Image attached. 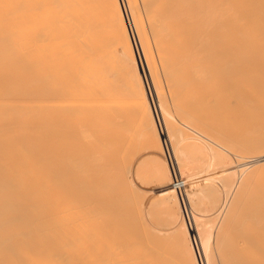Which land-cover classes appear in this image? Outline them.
<instances>
[{
	"label": "rangeland",
	"instance_id": "1",
	"mask_svg": "<svg viewBox=\"0 0 264 264\" xmlns=\"http://www.w3.org/2000/svg\"><path fill=\"white\" fill-rule=\"evenodd\" d=\"M139 1L140 0H137L139 4L138 7L143 13L141 3ZM215 1L219 3V0ZM224 16L226 17V15ZM154 19H157L156 23L154 22ZM158 19L162 21L166 20L165 22H162V24L164 26L168 25L169 28L167 26L165 28H167L169 33L171 31L172 34L168 33L169 35L167 34L159 36L160 33H163L160 32V30H157L156 32H152L151 35V31L149 30L153 29L151 28L153 25L156 29L155 25H158ZM169 19L168 20L170 22H167V19L164 18H152L147 20L141 19V21L144 23L145 29L140 27L141 21L140 19H137L140 21L139 25L137 26H139L141 29L143 28L142 30L140 29L141 31H146V33L142 34L141 32V34L142 36L147 34L146 38L148 39L149 49L151 50L150 55L147 54L149 55L147 56L149 57V61L147 60V63H149L150 66L151 64L153 65L151 66L153 68L149 67V70H155L152 74L155 75L153 77H155L157 86L159 85V88L157 87L158 91L161 90L159 91L161 96L160 105L165 116L170 121V123H168V130L171 133L168 132V134L171 138V144L173 146H178V148L176 146L177 152H179H176L177 157L179 156L178 159L180 158L179 161L181 162V167H183V169L186 171V174L180 175V178L183 180V184H185L184 191L181 193L184 205L181 203L177 193L171 192L169 189V186H171V176L165 173L167 150L165 146H163V140L152 131L153 128L150 124L152 122L153 112L149 107L146 97H144L143 93H141L142 95L138 93V95H135V97H126L123 96L120 91L113 90V99L105 90H101L103 88L100 84H97L98 78L96 73L93 71V65L96 63L92 65V63L96 61H93L94 58L91 59L94 57V55L89 58L88 56H90V52L87 51L89 52L88 55L85 52V47H89L90 50H92L93 47L91 46L97 42H93V44H89V42H86L85 44H75L76 49L74 51L72 50L74 52V58L69 59H75L73 62L76 66V69H73V71L76 70V76L73 75V77L72 74L69 75L66 72L65 69L70 67L69 64L67 68L64 67L63 69L64 59L63 55L62 58L60 57L61 46L58 44L56 45L57 53H59L56 65L57 72L52 67H50L46 61L43 60L41 72H43L45 75L44 86L38 87L37 84L34 83L35 78H30L29 80L27 79L26 91L28 94L35 98L41 97L44 100V103L42 109L39 111L30 109L31 111L33 110V112L27 114L29 117L24 118V120L30 122L33 129L38 123L44 121V131L41 134L42 138H40L39 144L46 149L45 152L50 154V156L48 155V161L50 160V163L53 161L51 159H55L54 161L57 163L56 165V163L53 161L55 166L58 167L63 163L62 166L68 168L72 191L77 195L74 197L73 205L76 207L85 206L87 208L93 206L98 211L97 214H99V217H96L99 218V220L98 222L96 221V223H98V227L100 226V230H98L99 234L101 235L98 238L100 242H98L101 244L98 247L101 249L99 252L100 255L97 257L98 259L102 258L100 260H102V263L104 262V264H107L108 262H114L116 264H161L162 262V264H168V262L169 264H187L188 260H185L187 257L184 259L186 253L180 257V252H177V247H179L182 242L181 238L185 239L187 236L186 232L183 237L181 236L182 234H180L181 231L183 232V230L186 229L182 221H180L182 211H184L185 208L192 209L193 213L198 212L197 214H199L200 217V220H198V225L204 224L203 226L205 228H208L206 222L208 225H210L211 229L210 227L209 229H205L203 226H201V228L205 230V232L207 231L206 235H208V241L211 240L210 243L212 242L211 251H213V253H211V256L215 264H220L221 262L226 264L225 262L228 258L224 259L225 256L221 257V259L224 261L218 259L220 255L219 251L223 249L222 248L220 250L221 246L218 244V241L221 243L220 241L227 239V237L231 234V231L233 233L235 231H239V227L242 226L241 228H243L244 226L242 223V225L239 224L241 226L238 225L239 222H246L248 225L252 222L256 223L254 224L256 226L252 224L250 226H245L251 231L252 226L255 227L253 229H256V233H254H258L259 240L261 238L259 235L261 223L264 226V183L260 182L261 175L257 172L248 178H244L248 184V187L247 190L243 189L242 174L240 172L234 173L233 164L238 165L237 162L240 164L241 162L245 161L243 164H246L243 166V168L245 169L248 166L249 168L251 167L250 169H252L253 166H259L260 163L264 164V161H258L255 165H253V162L256 159L254 156H251V158L250 155H245L244 159H242L243 157L238 156L240 154L235 148L231 147L229 150V147L226 148L225 146V143L232 142V144L235 145V143L241 138L238 140L235 138L233 141V135H237L239 133L237 135L239 137L240 133L243 131L246 132L245 129H247L248 126L242 127L243 125H240L241 130L243 128L245 129L242 132L238 130V128H240L239 116H236L238 117V120H235V123L238 122L237 126L234 121H231V119H236L233 114H240L231 113L233 110L230 112V108L233 103L236 102V100L238 102L234 105L238 106L240 103V99H235L234 101V97L237 95L232 97L234 94H238L240 91V89L238 91L237 88L239 87H237L236 84L240 85L243 81V84L240 86H245L244 89H246V91H242V93L240 91L241 95L243 93L244 95H239L237 97H243L242 100H244L246 94L245 92H250L249 88H252L251 85H254L252 84L255 82L254 76L252 77L251 74H248V77L243 74L240 75V73L238 74L234 70L230 71L231 68H228L229 65L227 66V64H229L230 60L232 59L231 53L235 52V50L232 48L235 47V42L233 41H237V36L235 37L236 39L231 41V37L226 32L223 34L218 33V31L222 30L221 28L220 30L216 29L218 24H213L216 26V28L210 24V26L212 25V30H209L208 28L211 27H209V25L206 26L203 24L202 16L179 18L174 17V20L171 17ZM178 19L180 20L178 21ZM184 19H187L186 21L188 25L185 24L186 21H184ZM145 20L148 21V23H146ZM196 20L197 22H195ZM191 21L194 23H191ZM170 25H173V28L176 27L174 29L176 31L181 29L179 33L177 31L179 37L176 31H173V28ZM201 25H203L204 28ZM164 26H160V29L163 32L166 30H162V28L164 29ZM201 27L203 30H200ZM100 28L101 27L97 29ZM140 30L138 31L140 32ZM106 31L107 30L105 28L101 33ZM183 31L185 35L181 34ZM193 31L195 36H193ZM45 33L46 32L43 29L40 31V38L42 40H45ZM154 33H156L155 36H153ZM187 33H189V36ZM106 34H109V36L111 35L110 32H107ZM231 34H233V32ZM99 35L101 36L100 32ZM103 35L105 37V34ZM142 36L141 38L144 41ZM90 40H92V38L89 40L87 39L86 41ZM102 40H100L101 43H104ZM142 40L140 42H143ZM146 41L145 43L148 44ZM110 45L112 44L110 43ZM140 45L143 44L141 43ZM118 46L124 55L130 52V48L127 45L125 39L119 41ZM147 47L148 45L145 46V48ZM105 48L107 49L106 46ZM109 48L107 50H109ZM145 48L143 47L142 49L145 50ZM96 49V52H101L99 51L101 48L96 47ZM104 50L105 49H103V51ZM158 50L160 52H158ZM145 51L148 53L147 50ZM236 51H238V48ZM104 52V57H108ZM202 52H205L204 55L206 53H210V57H205V59H203V55L201 57L198 56L203 54ZM110 54H114L112 50L110 51ZM101 56L102 55L98 53L97 57L101 58ZM133 57L135 59V56ZM159 58H161V60ZM14 59L15 57L13 60ZM126 59L127 58H124V60ZM130 59H132L131 56ZM101 60L107 59L101 58ZM15 61H13V65L14 63H18ZM16 64L14 68L19 65ZM71 65H73V63ZM102 65L104 66L106 64L101 63V66ZM21 66L22 65H19V68H16L22 70H14L13 68L15 74L23 70L26 71V69L21 68ZM170 66L173 68V70ZM173 66L178 67L174 68ZM98 67L99 66L96 68ZM31 68L32 67H30V69ZM236 68L238 70V67ZM34 70H31L29 73L32 74V71L38 72V70ZM135 70L136 74H138V64H135ZM26 73H28V71ZM177 73L181 77H178L179 75L177 76ZM51 74L55 77L54 85H49L48 79ZM236 76V80L240 81L241 79L242 81L235 82ZM239 76L243 78H239ZM249 77H252V83H250L251 79ZM244 78L246 79L247 83H244ZM74 79L76 82H73ZM247 79L249 81H247ZM231 80L233 85L231 84ZM231 85L234 87H231ZM234 88L236 89V92L238 91L237 93H233ZM209 89L212 91V96H209ZM251 91H253V89ZM103 92L106 93L104 94ZM229 93H232L233 95L230 96L231 94ZM102 94H104L106 97L103 95L105 97L103 98V96H101ZM198 94H203V96L206 94V96L208 95L210 97L208 98L212 101L206 100L207 97H204L205 99H203L201 96L200 99L202 98L203 101L199 102L203 103L199 104L201 106L200 107L197 102L199 99ZM182 95L186 99H184ZM229 96L233 98V101L231 98H229ZM212 97H214V99ZM176 99H180L179 102ZM187 99L190 101H186ZM229 99H231L232 102H230L231 106L228 105V102L230 101ZM181 100L185 101L184 104ZM205 100L209 103H206ZM213 100L215 104L212 103ZM186 102L190 104L195 102L196 104L194 103V105H192H198L199 109H197L198 107L196 106V110L199 111L195 112V108H192L190 104L188 106V104H185ZM215 106H217V109H223L226 106V108H228L224 110L226 112L228 110L231 114L229 113L228 116L226 112L222 114L223 110L218 111L217 114V109L213 108ZM212 109H214L215 112ZM205 111L207 116L204 115ZM199 115H201V117ZM228 122H230V124ZM235 127H237L236 132ZM34 130L31 129V132L32 135L34 133L32 137L35 138L34 140H36L39 132L37 129L35 131ZM248 130L249 128L247 131ZM245 132L242 133L244 136ZM86 133L89 136H87ZM85 136L87 138H85ZM231 137L232 141H227ZM222 138L224 139L222 140ZM191 148L193 149L191 150ZM223 149L230 151V156L234 162L230 163L225 160L221 153ZM231 149L234 151L232 152ZM235 151H237V153H235ZM250 159L251 161H249ZM58 160L63 161L57 162ZM179 161H177L178 165L180 164ZM59 163L61 164L58 165ZM51 166L53 165L50 164L48 167L51 168ZM260 166L261 167L258 168L263 175L264 166ZM72 168L74 170H72ZM198 169L201 170L199 171ZM67 184L69 183L67 182ZM217 214L218 220L216 218ZM108 217L109 219H107ZM101 219H105V222L103 223ZM115 219L117 223L115 222ZM201 219H204L203 221L205 223H203ZM114 222L116 224H114ZM181 224H183V229ZM220 226L224 229V233H226L225 230L230 229V232L227 231L228 234H225L227 236L225 239L224 233V237L219 235V231L222 230L219 229ZM232 226L234 229H236L235 231H233ZM212 227L214 228L211 232ZM128 228L129 230H127ZM244 229L241 230L245 231ZM217 230L218 235L216 234ZM111 232H113V234ZM249 233H247V235ZM151 234H153L152 238L150 237ZM178 234L181 238H179ZM201 234L206 239L207 236L205 233H202L201 231ZM170 236H174V242ZM215 236L218 240L215 239ZM220 236L223 238L221 239ZM155 238L158 240L155 241ZM175 238H179L181 242L179 239L175 240ZM228 238L231 239V236ZM239 239L243 240L241 237ZM151 240L153 242H151ZM185 240L184 242H186ZM129 242L130 244H128ZM213 242H215V245ZM106 244L107 246L105 247ZM126 244L130 246L132 245V247H128ZM136 244L139 246L136 247ZM221 244H226L227 247L229 242H222ZM217 245H219L220 248L217 247ZM261 245H264L262 240H260V246ZM124 248H127V250H124ZM128 248L133 250L129 251ZM218 248L219 251L217 252L219 253H216ZM227 249H229V247H227ZM227 249L225 253L230 256L228 253L230 252V249L228 251ZM145 250L146 253L144 252ZM137 251L140 252L138 253ZM142 252L144 254H141ZM259 253L264 252L260 250ZM109 255H111V257L114 259ZM136 255L138 256L136 257ZM144 255H146V257ZM220 256H223L222 251ZM228 256L226 255V257ZM180 258L183 259L181 260ZM182 261L183 263H181ZM190 261L191 260H189V262ZM228 262L229 260L227 263Z\"/></svg>",
	"mask_w": 264,
	"mask_h": 264
},
{
	"label": "bare ground",
	"instance_id": "2",
	"mask_svg": "<svg viewBox=\"0 0 264 264\" xmlns=\"http://www.w3.org/2000/svg\"><path fill=\"white\" fill-rule=\"evenodd\" d=\"M139 2L141 3L143 13L138 7L139 4L137 0H0V264H104V262L102 263V260H100L102 258L98 259L97 257L100 255L99 252L101 249L98 247L101 244L99 243L100 241L98 239L101 235L99 234L100 226L98 227V223H96V221L98 222L99 220V218H97L99 217V214H97L98 211L93 206L87 208L85 206L79 205L80 207H76L73 205L74 197H76L77 195L72 191L71 180L69 176L70 173L68 168L62 166L63 163H59L58 165H61L58 167L55 166V164H53V161L55 159L50 158L51 160H53L52 163H50V160L48 161V155L50 156V154L48 152H45L46 149L39 144L40 138H42L41 134L44 131V121L38 123L34 128L39 132L36 140H34L35 138L32 137L34 133L32 135L31 132V129H34L31 127V123L24 120V118L29 117L27 114L33 112V110L31 111L30 109L39 111L42 109L44 103V100L41 97L35 98L31 97L30 94H28V92L26 91L27 79L29 80L30 78H35L34 83L37 84L38 87L44 86L45 75L43 74V72H41V65L43 60L46 61V63L57 72L56 65L59 53H57L56 45L58 44L61 46L60 57L62 58L63 55L64 59L63 69L64 67L67 68L70 65V67L67 68L68 70L70 69L69 72L67 69H65L66 72L69 75L72 74V76H76V70L73 71V69H76V66L73 62V60L75 59L70 60L71 58H74L73 51L76 49L75 44H85L86 42H89V44H93V42H97L96 44H93V46H91L93 47L92 50H90L89 47H85V52L87 53V55L90 52V56H88L89 58L94 55V57L91 58H94L93 61H96L92 63V65L96 63L95 65H93V71L94 73H96V76L98 78L97 84H100L103 88L98 89H101L103 91L105 90L108 95L111 96V98H113L114 96L113 90L120 91L122 95L126 97H135V95H138V93L140 95H142L141 93H143L144 97H146L148 101L149 107L153 112V118L150 124L153 128L152 131L163 140L164 145L168 146L170 156L175 161V173L180 176L186 174V171L183 169V167H181V162L179 161L180 158L178 159L179 156L177 157V153L179 152H177L176 143V146H173L171 144V138L168 134V132L171 133L168 130V123H170V121L165 116L160 105L161 96L159 94V91L161 90L158 91L157 87L159 85L157 86L155 77H153L155 75L152 74L155 70H149V67L153 66L152 64L150 66L149 63H147V60L149 58L147 56L150 55L151 50L149 49L148 39L146 38L147 34L142 36V34L146 33V31H141L143 28L145 29L144 23L141 21V19L147 20L152 18H164L167 19V22H170L169 18L171 17L174 20V17L179 18L202 16L204 25H209V27H211L213 24H218L217 28L213 25L216 29H222L220 30L221 32L217 30L218 33L223 34L226 32L231 37V41L237 38V41H233L235 42V47L236 45L237 47L236 49L234 46V48L231 47L233 50H235V52L231 53L232 59L230 60V63L228 62L229 64H227V66L229 65L228 68H231L230 71L234 70L238 74H243L246 77L249 76L248 74H251V76H254L255 79V82L252 83V77H249L251 79L250 83L254 85L249 84L252 86V88H249L250 92H245L246 99L244 97V101L242 100L243 97L237 96L241 95L242 91H246V89H244L245 86H240L243 84V81L241 79L240 81L236 80L237 76L235 78V82L242 81L240 85L236 84L237 87H239L236 88L238 89V91L240 89L241 93L240 91H237L238 94H229H231L230 96L233 95L232 97L237 95V98L234 97V101L235 99H240V103L238 104V106L234 105L238 102L236 100V102L231 106V99L233 101V98L229 96V98L231 99H229L230 101L228 102V105L231 106L230 112L231 110H233L231 113H239L241 115L240 116L233 114L234 117H240L239 126H248L247 129L249 128V130L247 131V129L245 128L241 130L240 126L238 130L242 132L245 129L246 132H242H245V136L244 134L240 133L241 136L239 135L238 137L237 135L239 133L237 135L234 133L235 135H233V141L235 138L237 140L239 138L243 140L244 138V140L242 141L241 139H239V141H237L239 143L234 142L235 145L232 144L233 142L225 143V146L226 148L229 147V150L231 147L235 148L240 154L237 155L243 157L242 159H244L245 155H250V157L254 156L256 159L253 162V165H255L258 161H264V0H219V3H217L215 0H140ZM224 15H226V17ZM137 19H140L141 23H143H140V27H143L142 29L137 26L140 22ZM156 20L157 19H154L155 23ZM179 20L180 19H178V21ZM186 20L187 19H184V21ZM197 20L195 22H197ZM165 21L166 20L162 21L158 19V25H155L156 29L152 24L153 26H151V28H153L155 31L153 29L149 30L151 31V35L152 32H156L157 30H160V32L163 33H160L159 36L167 35L169 32L165 27L167 26L169 28V26H164L162 24V22ZM146 23H148V21H146ZM191 23L194 22L191 21ZM160 24L162 25V27L164 26V29L162 28V30L166 29V32L161 31ZM185 24L188 25L187 21L185 22ZM210 24L212 25L210 26ZM11 26L13 29L11 28ZM170 26H172L173 28V25ZM99 27L101 28L97 29ZM105 28L107 31L101 33ZM175 28H173V31H176L174 30ZM42 29L46 32L45 40H42L40 38V31ZM208 29L212 30V27ZM97 30L103 37L99 35V32ZM138 30H140V32ZM200 30H203L202 27ZM179 31H181V29ZM184 31L183 33H181L182 35L184 34ZM107 32H110L111 37L109 36V34H106ZM232 32L235 35L231 34ZM189 33H187L188 36ZM103 34H105V37ZM155 34L156 33H154L153 36H155ZM169 34H172L171 31ZM193 34V36H195L194 31ZM141 36L143 37L144 41L142 40ZM90 38H92V40L94 41H86ZM99 39H103L102 42H104L105 44L101 43ZM123 39L126 40L127 45L130 48V52L126 55L122 53L120 47L118 46L119 41H122ZM141 40L143 42H140ZM109 41L114 46L110 45ZM145 41L148 44H146ZM141 43L144 46L140 45ZM102 44L105 45L107 49L111 46L112 48L110 47L109 50L111 49L114 54L111 55V50H107ZM147 45L148 49L145 48V46ZM96 47L101 48L99 49V51H101L102 53L98 51L96 52ZM102 47L103 49H105V52L103 51ZM143 47L148 51V53H146V51L142 49ZM237 48L238 51H236ZM103 52L106 53L105 55L108 57H104ZM158 52L160 51L158 50ZM98 53L102 55V59L105 58L107 60H101V58H99L100 56L97 57ZM202 53L203 54L198 56L201 57L203 55V59H205V57H210V53H206L205 55V52ZM64 56L67 58H65ZM130 56L132 59H130ZM133 56H135V59ZM14 57L15 59L13 60ZM124 58L127 59L124 60ZM159 59L161 60V58ZM13 61L18 63H14L13 65ZM72 63L75 67L71 65ZM101 63L106 65L101 66ZM15 64L22 65L21 68L26 69V71L23 70L25 73L21 71L15 74L14 70H22L18 69L19 65L16 66L18 68H14ZM135 64H138V74H136ZM97 66L99 67L96 68ZM30 67L32 68L30 69ZM236 67H238V70ZM34 69L38 70V72L36 71L37 74L36 72H34ZM31 70H34L32 71V74L35 75L29 73ZM27 71L29 74L26 73ZM178 75L179 74L177 73V76ZM178 77L181 76L179 75ZM239 78L243 77L239 76ZM248 79L247 81H249ZM48 80L49 85L55 84V77L52 74L49 76ZM73 82H76V80L74 79ZM244 83H247L246 79L244 80ZM231 84L233 85L232 80ZM232 85L231 87H234ZM252 89L253 91H251ZM209 91V96H212V91L210 89ZM234 92L237 93L235 88L233 89V93ZM104 94H102L101 96H103ZM198 95L199 99L195 98L198 99V105L203 103L199 101H203V99H205L204 97H209L208 95L206 96V94L205 96H203V94ZM242 95H244V93ZM104 96L103 98L106 97ZM201 96L203 99H200ZM207 98L206 100H211L209 99L210 97L208 99ZM212 98L214 99V97ZM179 100L177 101L179 102ZM181 101L184 104L185 101ZM186 101L190 100L187 99ZM194 103L192 104L194 105ZM206 103L209 102L207 101ZM212 103L215 104L214 100ZM185 104H188L189 106L190 103L186 102ZM192 104H190V106L192 108H195V112H198L199 110H196V108L198 107L197 109H199L200 105L193 106ZM213 108L217 109V106ZM227 108L226 106L223 109L218 108L216 113L218 114V111L223 110L222 114H224ZM212 110L215 112L214 109ZM230 112L227 110V116ZM204 115L207 116L206 111ZM199 116L201 117V115ZM237 118L238 117H236V119L234 120H232L231 118L229 119H231V121H234L235 123V120H238ZM228 123L230 124V122ZM237 123L238 122L235 123L236 126ZM235 128L236 132L237 127ZM232 137L230 139L227 138L228 140H226L230 141ZM85 138L87 137L85 136ZM223 139L224 138H222V140ZM192 149L193 148H191V150ZM231 151L233 152L234 150L231 149ZM237 151H235V153H237ZM221 153L226 161L230 163L234 162L232 161V157L230 156V151H227V149H223ZM60 161L63 160H58L57 162ZM177 161L180 162L179 165L177 164ZM249 161H251V159ZM244 162H241L240 164L237 162L238 165L233 164L234 173L240 172L242 174L243 189L247 190L248 187V184L244 178H248L249 176H251L252 174H256L257 172L261 175L260 182L264 183V174L262 175L261 171L258 168L261 167L260 165L264 166V164H257L259 166H253L252 169H250L251 167L249 168L247 166L244 169L243 166H245L246 164H243ZM54 163L56 162L54 161ZM48 164L53 165L51 166V168L53 169L48 167ZM165 165V173L171 176L172 169L167 164ZM72 170L74 169L72 168ZM198 170L200 171L201 169ZM67 182L69 184H67ZM169 189L171 192L175 193V191L172 189V186H169ZM184 210L187 213L188 221L191 223L194 240L197 242L198 246V252L194 247L191 238V232L187 228L188 222H186L185 220L184 211H182L180 221H182L186 229L182 232L181 230L183 229V224H181L182 229L180 230V234H182L181 236L183 237L186 232L187 239L185 238V240L181 238L178 234L179 238L182 239V242L179 238H175V240L179 239L181 242V245L177 247L178 250L176 248L177 252H180V257L185 255L186 253L184 259L187 257L185 259L186 261L188 260L187 264H201V262L202 264H215L211 256V253H213V251H211L212 242L210 243L211 240L208 241V235H206L207 231L205 232V230L201 228V226L204 225L203 223H205L203 221L205 218L201 219L203 221V225L199 224V227L198 220H200V217L199 214H197L198 212L193 213L192 209L189 208H185ZM217 216L218 214L216 215V218ZM107 219H109V217ZM102 222L104 223L105 219L102 220ZM115 222L114 224L117 223ZM241 223L244 226L243 228H241ZM206 224L208 228H205L204 226L203 228L209 229L210 225H208L207 222ZM251 224L254 225L256 223L252 222L248 225L246 222H239L238 225L241 227L238 228L239 231L237 232L235 231L236 229H234L236 224L234 225V227L232 226V229L235 232L232 233L231 231V234L228 236H231V239L226 236L228 232H230V229L225 230L226 233H224V229L220 226L219 229L222 230L219 231V235L224 237V235L226 234L224 239L227 237V239H225L226 241L222 240L220 242H229V245L227 244V247H229L230 249V252H228L230 256L225 253L227 249L226 244H223V246L218 241V244L221 246V248L219 247V245H217V247H219L220 250L223 248L221 250L223 256H220L221 251H219V248L218 250H216V253L220 252L218 258L219 260L222 261L223 259H221V257L225 256L224 259L228 258L226 260H229L228 263L227 261L225 262L226 264H264V253H259L260 250L264 252V245L260 246V240H262V242L264 243V226L261 223V228L259 229V235L261 238L259 240L258 233L255 234L256 229H253L255 227L252 226V231L248 230V228L246 227L247 225L250 226ZM213 228L214 227H212L211 232L213 231ZM240 228L242 230L245 228V231H242ZM127 230H129V228ZM200 230L202 231V233H205V235L207 236L206 239L201 234ZM113 232L111 233L113 234ZM216 232V234L218 235V230ZM247 233L249 234L247 235ZM152 235L153 234H151L150 236L151 238ZM239 236L243 240H240ZM173 237L174 236H172L171 238L173 239ZM223 237H221V239ZM157 240L158 239H156L155 241ZM184 240L186 242H184ZM151 242L153 241L151 240ZM214 243L215 242H213V244ZM128 244H130V242ZM106 246L107 244L105 245V247ZM127 246L129 247L130 245ZM135 246L137 247L139 245L136 244ZM130 247H132V245ZM125 249L127 250V248H124V250ZM229 249H227V251ZM128 250L131 251L133 249L130 250L128 248ZM144 252L146 253V250ZM167 253L170 254L169 252ZM141 254L144 253L142 252ZM224 254H226L228 257H226V255ZM109 256L111 257V255ZM137 256L138 255H136V257ZM144 256L146 257V255ZM180 259L182 260L183 258ZM189 260L191 261L189 262ZM181 263H183V261ZM222 263L223 262H221L220 264ZM107 264L116 263L108 262Z\"/></svg>",
	"mask_w": 264,
	"mask_h": 264
},
{
	"label": "built area",
	"instance_id": "3",
	"mask_svg": "<svg viewBox=\"0 0 264 264\" xmlns=\"http://www.w3.org/2000/svg\"><path fill=\"white\" fill-rule=\"evenodd\" d=\"M166 150H167V154H166V164L168 166H170V168L172 169L171 172H172V175H171V186H172V189L175 191V193H177L181 203H183V199H182V192L184 191V185L183 184V180L180 178V176H178L176 173H175V170H174V166H175V161L174 159L170 156V153L167 149V146L164 145ZM184 205V203H183ZM184 213H185V220L186 222H188L187 224V228L188 230L191 232V235H192V241H193V244H194V247L196 249V251L198 252V246H197V242L194 240V234L192 232V227H191V223L188 221V216H187V213L186 211L184 210ZM202 264V262H201Z\"/></svg>",
	"mask_w": 264,
	"mask_h": 264
}]
</instances>
